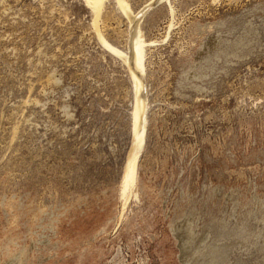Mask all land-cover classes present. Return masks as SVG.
<instances>
[{"label": "rangeland", "instance_id": "rangeland-1", "mask_svg": "<svg viewBox=\"0 0 264 264\" xmlns=\"http://www.w3.org/2000/svg\"><path fill=\"white\" fill-rule=\"evenodd\" d=\"M127 2L124 194L129 19L0 0V264H264V0Z\"/></svg>", "mask_w": 264, "mask_h": 264}, {"label": "bare ground", "instance_id": "bare-ground-1", "mask_svg": "<svg viewBox=\"0 0 264 264\" xmlns=\"http://www.w3.org/2000/svg\"><path fill=\"white\" fill-rule=\"evenodd\" d=\"M167 0H153L152 4L160 3ZM87 5L90 6L94 12V16L97 18L93 19L95 22L98 21L99 13L104 5L105 0H85ZM118 7L122 12L127 16L130 21V35H129V44L128 52L123 53L118 49L112 47L108 44L103 38L104 44L113 50L115 53L120 55V57L129 65L132 75L134 77V88H135V101L134 108L132 112V123L135 130V143L130 152L128 162L124 172V188L123 193L125 194L126 190L132 184L135 173V165L137 155L140 152L142 143L144 141V129L146 124V118L144 117L145 112V97L143 91V81L142 74L144 73V43L141 33H140V19L142 15L146 12L149 5L144 7L140 12L135 14L130 7V4L127 0H116ZM150 3V5H152ZM97 24V23H96ZM101 38V36H100ZM143 116V120H142ZM123 194V195H124Z\"/></svg>", "mask_w": 264, "mask_h": 264}]
</instances>
